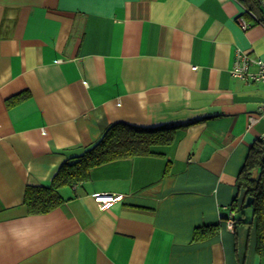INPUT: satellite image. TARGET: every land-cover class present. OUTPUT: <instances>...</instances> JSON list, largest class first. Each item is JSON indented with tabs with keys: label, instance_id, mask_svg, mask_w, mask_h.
Returning a JSON list of instances; mask_svg holds the SVG:
<instances>
[{
	"label": "crops",
	"instance_id": "obj_1",
	"mask_svg": "<svg viewBox=\"0 0 264 264\" xmlns=\"http://www.w3.org/2000/svg\"><path fill=\"white\" fill-rule=\"evenodd\" d=\"M259 4L0 0V264H264L236 204L264 138V82L256 64L232 73L238 51L264 58V24L247 12ZM118 122L173 127L174 140L93 167L30 213L27 187L51 184ZM97 192L122 198L103 209ZM209 225L219 231L195 240Z\"/></svg>",
	"mask_w": 264,
	"mask_h": 264
},
{
	"label": "trees",
	"instance_id": "obj_2",
	"mask_svg": "<svg viewBox=\"0 0 264 264\" xmlns=\"http://www.w3.org/2000/svg\"><path fill=\"white\" fill-rule=\"evenodd\" d=\"M173 140V127H139L124 122L111 124L83 154L65 161L51 184L28 186L24 203L30 213L49 212L64 201L60 189L87 180L93 167L120 158L153 154L154 146L170 144ZM238 184L244 196L242 203H236L237 200L235 203L240 210L247 206L252 208V217L245 222L255 226L256 250L264 256V138L256 139L251 145ZM248 199L251 200L250 204L247 203ZM218 231L219 225L197 227L194 239L201 240Z\"/></svg>",
	"mask_w": 264,
	"mask_h": 264
},
{
	"label": "built area",
	"instance_id": "obj_3",
	"mask_svg": "<svg viewBox=\"0 0 264 264\" xmlns=\"http://www.w3.org/2000/svg\"><path fill=\"white\" fill-rule=\"evenodd\" d=\"M259 3L261 15L257 14L256 11L250 9L247 10V12L254 18L258 19L260 23L264 24V0H259ZM239 21L244 29H247L249 27V24L243 17H240ZM252 64L258 65L257 73L253 74L252 76L254 77V79L264 82V58H252L248 53H245L243 51H238L236 54V62L232 69L233 75L237 77H246L249 74V69ZM260 111L261 115L264 116V104L260 107ZM255 120H257V118H255ZM94 197L103 209L110 207L114 202L122 198L121 195H115L106 192H97L94 194ZM226 221L229 228H234L237 220L235 212L233 210H231L227 215Z\"/></svg>",
	"mask_w": 264,
	"mask_h": 264
},
{
	"label": "rangeland",
	"instance_id": "obj_4",
	"mask_svg": "<svg viewBox=\"0 0 264 264\" xmlns=\"http://www.w3.org/2000/svg\"><path fill=\"white\" fill-rule=\"evenodd\" d=\"M245 209L250 213V215L252 216V209L249 207V206H247V207H245Z\"/></svg>",
	"mask_w": 264,
	"mask_h": 264
},
{
	"label": "water",
	"instance_id": "obj_5",
	"mask_svg": "<svg viewBox=\"0 0 264 264\" xmlns=\"http://www.w3.org/2000/svg\"><path fill=\"white\" fill-rule=\"evenodd\" d=\"M247 203H248V204H250V203H251V200H250V199H248V200H247Z\"/></svg>",
	"mask_w": 264,
	"mask_h": 264
}]
</instances>
